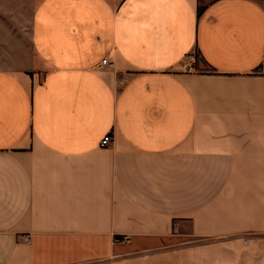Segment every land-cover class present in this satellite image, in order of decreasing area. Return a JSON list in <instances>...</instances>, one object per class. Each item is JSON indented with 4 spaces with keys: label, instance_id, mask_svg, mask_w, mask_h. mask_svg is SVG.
I'll return each mask as SVG.
<instances>
[{
    "label": "crops",
    "instance_id": "0c3cea01",
    "mask_svg": "<svg viewBox=\"0 0 264 264\" xmlns=\"http://www.w3.org/2000/svg\"><path fill=\"white\" fill-rule=\"evenodd\" d=\"M202 1L0 0V264H264V1Z\"/></svg>",
    "mask_w": 264,
    "mask_h": 264
},
{
    "label": "built area",
    "instance_id": "2783aa9c",
    "mask_svg": "<svg viewBox=\"0 0 264 264\" xmlns=\"http://www.w3.org/2000/svg\"><path fill=\"white\" fill-rule=\"evenodd\" d=\"M111 67V63L109 62V60L106 58L102 61V65H101V68L102 69H107ZM262 74H264V65L262 67V71H261ZM113 144V137L111 135H107L103 138L102 142H101V147L103 148H107V147H110L112 146ZM126 239L124 238V240H122V242H125Z\"/></svg>",
    "mask_w": 264,
    "mask_h": 264
},
{
    "label": "rangeland",
    "instance_id": "374dc122",
    "mask_svg": "<svg viewBox=\"0 0 264 264\" xmlns=\"http://www.w3.org/2000/svg\"><path fill=\"white\" fill-rule=\"evenodd\" d=\"M211 1H214V0H203L202 3H209ZM259 1H264V0H259ZM179 233L180 234H179V238H178V241H179L178 243L185 244L187 242H193V238L190 237L187 228H185V227L181 228ZM166 247L167 246H165V248ZM147 260L148 259H144V263L143 264H149V263H147Z\"/></svg>",
    "mask_w": 264,
    "mask_h": 264
}]
</instances>
